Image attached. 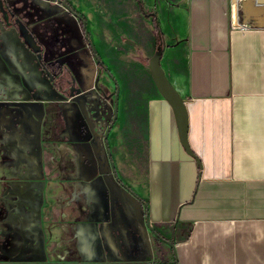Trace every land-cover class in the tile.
I'll return each mask as SVG.
<instances>
[{"label": "crops", "instance_id": "0c3cea01", "mask_svg": "<svg viewBox=\"0 0 264 264\" xmlns=\"http://www.w3.org/2000/svg\"><path fill=\"white\" fill-rule=\"evenodd\" d=\"M107 1L112 7L106 11L110 7L117 19L108 21L106 12L102 28L107 64L119 85L109 133L112 158L161 240L149 261L130 264H158V250L172 254L175 264H264V4ZM39 12L45 25L49 11ZM235 16L252 26L232 29ZM27 17L20 13L15 26L0 18V199L10 201L11 239L40 243L42 249L0 253V264H119L104 258L107 251L96 252L103 221L76 223L64 216L51 227V211L59 206H51L57 188L47 171L44 139L56 93L36 71L27 36L21 38L16 28L34 26ZM120 23L117 36L111 27ZM159 47L160 66L184 101L190 152L174 108L149 68ZM117 58L125 76L115 70ZM142 65L150 70L138 75ZM41 103L48 111L43 119ZM41 123L42 150L36 139ZM52 232L60 239L57 252H51ZM69 233L74 241L64 238Z\"/></svg>", "mask_w": 264, "mask_h": 264}, {"label": "flooded vegetation", "instance_id": "af4514ba", "mask_svg": "<svg viewBox=\"0 0 264 264\" xmlns=\"http://www.w3.org/2000/svg\"><path fill=\"white\" fill-rule=\"evenodd\" d=\"M31 1H21L20 11L22 15L28 16L29 22L34 24L25 33L31 49L29 55L36 66V71L49 79V55L46 49L50 47L52 36L54 40L60 42L59 44H65L70 39H68L67 30L60 31L59 35L53 33L50 36V21L47 20L45 25L41 23L39 10H30L29 2ZM70 12L74 17L79 14ZM80 21L81 29H84L85 38L95 55L88 31L82 19ZM93 89L90 96L92 104H87L86 98L80 92L71 95L70 100H63L60 119L62 124L58 135L60 140L67 141V145L68 140H74V142L71 143L73 147L71 154L62 148L58 151L57 166L61 170L62 183H59L58 191L54 192L58 196L54 203L59 206L58 215L63 219L67 217L76 223L103 221L105 232L102 236L101 231H98L100 234L97 239L102 240L101 247L103 251L108 252L104 258L117 259L119 264H130L131 260L152 255V252H155L154 246H159L158 243L160 244L161 240L155 235L156 231L153 227L151 231L147 226L142 200L135 199L131 195V189L118 177L114 166L109 133L117 117L115 105L118 103V88L111 107L108 97L100 95L96 89ZM51 91L54 92L53 89ZM62 94L67 97L65 91H62ZM72 111L74 114L70 115ZM50 120L51 109L47 122L48 128H50ZM71 207L73 211L67 212L66 209ZM70 240L74 241V234L71 235ZM158 253L160 254V250Z\"/></svg>", "mask_w": 264, "mask_h": 264}, {"label": "rangeland", "instance_id": "374dc122", "mask_svg": "<svg viewBox=\"0 0 264 264\" xmlns=\"http://www.w3.org/2000/svg\"><path fill=\"white\" fill-rule=\"evenodd\" d=\"M22 0H0V18L5 19L8 23L13 24L15 26L16 17L20 15V11L22 9L21 6ZM68 4H70L73 10L79 13L86 20V29L88 31L89 37L96 48V53L98 54L101 62L99 63L97 57L91 51L89 44L84 35V29H81L82 22L77 17L72 16L71 12L63 5V3L59 0H32L29 2V7L37 10V9H45L50 12V21L51 29L50 36L59 35L60 31L67 30L68 32V40L65 44H59L58 40H54L53 36L51 38L50 47L46 49V53L49 55L48 65V76L50 77V83L52 89L56 93V97L51 101L50 109H51V123L50 128H48V118L46 119V130H45V139H46V166L48 173L50 172L52 187L57 188L55 192L59 189V183H62L60 171L57 162L59 160V149H64L65 151L71 152L73 151V147L71 145L72 141L68 140V146L66 144V140L59 138L58 132L61 129V106L63 104L64 99H71V95L80 92L82 96L86 98L87 104H92L91 102V94L92 89L95 88L96 91L100 95L107 96L111 101L110 107L113 105L115 100V91L116 80L114 73L109 69L107 64L108 62V50L109 47L106 41L105 29L102 30L103 27L106 28V12H107V20L115 22L117 19L113 17L114 15L110 11V7H112V3L107 4V0H64ZM107 4V5H106ZM19 10V12L17 11ZM22 19V17H20ZM114 19V20H113ZM120 21L122 18L119 19ZM110 23V22H109ZM82 30V33H80ZM112 33H117V36H122V24L111 27ZM157 36V35H156ZM115 41H119V37L114 38ZM122 41V38H120ZM142 44L146 43V37H142ZM76 43V44H75ZM131 47H135L131 45ZM142 51V49H141ZM137 53L131 54L130 59H136L138 56ZM114 53H111L113 57ZM61 57V58H60ZM60 58V59H59ZM63 59V60H62ZM115 60L116 71H120L124 76L126 75V70L123 67V64L120 65L119 59ZM111 60V62H112ZM140 65V63H136ZM149 71L150 69L145 66H140L138 68V75L142 74V71ZM129 76V75H128ZM116 79V80H115ZM132 81L129 78H126V84L129 87ZM91 86L93 88H91ZM93 89V90H95ZM62 91H65L66 96H63ZM64 93V92H63ZM72 111L70 115H73ZM75 124V122L73 123ZM69 148V149H67ZM72 156V155H69ZM59 172V173H58ZM54 184V185H53ZM57 193L52 194L50 196L51 206L54 207L55 199L57 198ZM9 200L0 199V224L5 226V230H0V253H6L11 255V250H37L42 249V245L40 243H32L26 242L25 240L20 242L16 236H13L11 239V225L9 222ZM58 207V206H57ZM59 209L57 213L55 210H52L51 213V227H58V220L61 218L58 215ZM74 220H72L73 222ZM73 234V233H71ZM69 240V235L66 237ZM62 237V239H64ZM51 252L59 251V241L56 233H51ZM100 239L96 242V252L99 253V248L102 245ZM71 242V241H70ZM74 243V242H73ZM65 244V242H64ZM159 244V243H158ZM74 245V244H73ZM164 252H160L158 257V264H175L173 255H167L165 250Z\"/></svg>", "mask_w": 264, "mask_h": 264}, {"label": "water", "instance_id": "95a60500", "mask_svg": "<svg viewBox=\"0 0 264 264\" xmlns=\"http://www.w3.org/2000/svg\"><path fill=\"white\" fill-rule=\"evenodd\" d=\"M22 1H24V0H22ZM261 1L262 0H257L258 3H261ZM63 5L69 11H72L74 14H76V12H74V10L70 4L64 2ZM31 9H33V8L31 7ZM38 10H43V9H38ZM76 15L79 19H82L84 26L86 28L85 19L79 14H76ZM50 16L51 15L49 12L48 18H46V19L49 20ZM16 28L18 29L19 34L23 33L22 35H20L21 38H23L24 33H27V31H28L27 29L21 28L19 25ZM20 31H21V33H20ZM25 44H26V47L29 49V51H31L27 38H25ZM91 44L93 47V51L95 52V57H97L98 61L101 62V59L99 58L98 54L96 53V48L94 47L92 42H91ZM161 52H162V48L159 47L158 50L156 51L155 55L150 60L149 68L151 69L153 79H154L155 83L157 84L160 92L171 103V105L174 108V111L177 115V119H178L179 126H180L182 142H183L185 148L187 149V151L190 152V149L188 147L187 140H186L187 119H186V111H185L184 101L180 97V95L177 93V91L172 87V85L170 84V82L166 78V76H165V74H164V72L160 66ZM49 80H50V78H49ZM116 84H117V88L119 90V85L117 82H116ZM50 85H51V83H50ZM117 93H118V91H117ZM54 98H55V96L52 95V99H54ZM82 106H84V105H82ZM41 108H42V112L40 115V119H43V117L46 116L48 111L45 108L43 103H41ZM117 112H118V103H116V105H115V116L117 115ZM35 115H36V117H38L37 116L38 114L36 111H35ZM41 127H42V123L40 124L39 130L36 133V136H37L36 139H37L38 147L42 150V129H41ZM44 140L46 141V139H44ZM101 173H102V171H101ZM126 188L128 189V187H126ZM130 193L135 199H138V200L140 199L138 197V195L136 193H134L132 190L130 191ZM143 206H144V204H143ZM143 206H142V209H143ZM143 211H144V209H143ZM145 220H146L147 226L152 231V226H151L147 216H145ZM100 250H103L102 247H100ZM151 258L152 257H144V258H140V259H136V260H137V262H139V261L140 262H146V261H149ZM41 260H45V259L42 258Z\"/></svg>", "mask_w": 264, "mask_h": 264}, {"label": "built area", "instance_id": "2783aa9c", "mask_svg": "<svg viewBox=\"0 0 264 264\" xmlns=\"http://www.w3.org/2000/svg\"><path fill=\"white\" fill-rule=\"evenodd\" d=\"M257 1V0H255ZM252 24L250 22H245V21H239L238 17H232L231 21V28L232 29H239V30H246L250 28Z\"/></svg>", "mask_w": 264, "mask_h": 264}, {"label": "bare ground", "instance_id": "6f19581e", "mask_svg": "<svg viewBox=\"0 0 264 264\" xmlns=\"http://www.w3.org/2000/svg\"><path fill=\"white\" fill-rule=\"evenodd\" d=\"M247 1H248V0H247ZM247 1H245V4H244L245 6H246ZM261 3L264 4V0H262ZM245 8H246V7H245Z\"/></svg>", "mask_w": 264, "mask_h": 264}]
</instances>
